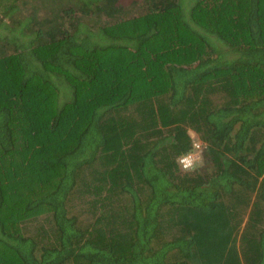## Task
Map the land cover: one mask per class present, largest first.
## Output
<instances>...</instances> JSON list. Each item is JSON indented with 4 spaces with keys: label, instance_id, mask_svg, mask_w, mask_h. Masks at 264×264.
Returning <instances> with one entry per match:
<instances>
[{
    "label": "trees",
    "instance_id": "1",
    "mask_svg": "<svg viewBox=\"0 0 264 264\" xmlns=\"http://www.w3.org/2000/svg\"><path fill=\"white\" fill-rule=\"evenodd\" d=\"M0 264H264V0H0Z\"/></svg>",
    "mask_w": 264,
    "mask_h": 264
},
{
    "label": "clouds",
    "instance_id": "2",
    "mask_svg": "<svg viewBox=\"0 0 264 264\" xmlns=\"http://www.w3.org/2000/svg\"><path fill=\"white\" fill-rule=\"evenodd\" d=\"M189 141L190 147L188 151L178 155L175 160L178 170L185 173L195 172L203 167V153L206 150V146L201 141L193 137H189Z\"/></svg>",
    "mask_w": 264,
    "mask_h": 264
},
{
    "label": "rangeland",
    "instance_id": "3",
    "mask_svg": "<svg viewBox=\"0 0 264 264\" xmlns=\"http://www.w3.org/2000/svg\"><path fill=\"white\" fill-rule=\"evenodd\" d=\"M125 4H131L132 0H124ZM192 135L196 136L194 132H191Z\"/></svg>",
    "mask_w": 264,
    "mask_h": 264
}]
</instances>
